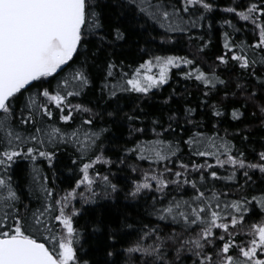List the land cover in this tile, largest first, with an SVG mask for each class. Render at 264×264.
Listing matches in <instances>:
<instances>
[{
    "label": "snow or ice",
    "instance_id": "obj_1",
    "mask_svg": "<svg viewBox=\"0 0 264 264\" xmlns=\"http://www.w3.org/2000/svg\"><path fill=\"white\" fill-rule=\"evenodd\" d=\"M217 11L227 17L220 21L226 30L220 54L209 62L211 42L201 33L213 29ZM180 38L200 57L165 47ZM124 44L135 45L137 63H127ZM182 66L179 75L198 82L201 106L214 118L224 115L226 99L241 98L232 118L239 121L251 104L264 130V0H229L222 7L219 0H0V264H108L107 257L117 258L112 264H264V138L248 143L238 129V147L234 134L221 135L217 126L208 131L187 105L167 121L143 126L142 102ZM213 97L219 99L209 103ZM125 100L135 104L122 118L132 143L117 159L137 175L126 198L143 201L147 210L104 225L115 243L103 248L105 259H85L78 226L83 204L123 190L110 170L95 169L114 163L105 154L110 130L103 125L107 118L117 123ZM146 133L151 139H142ZM69 146L81 175L74 187L57 192L55 175L39 162L54 166ZM21 159L32 161L25 184L15 172ZM257 172L260 185L253 187ZM221 182L233 184L217 187ZM253 202L261 215L249 222ZM125 228L136 239L124 240Z\"/></svg>",
    "mask_w": 264,
    "mask_h": 264
},
{
    "label": "trees",
    "instance_id": "obj_2",
    "mask_svg": "<svg viewBox=\"0 0 264 264\" xmlns=\"http://www.w3.org/2000/svg\"><path fill=\"white\" fill-rule=\"evenodd\" d=\"M221 7L229 3V0H219ZM216 23L214 24L213 29L209 34H204V40L210 41L209 47L205 49V55L209 58V62L211 59L218 54H220L223 48V32L226 30L222 27L220 21L227 18L220 11L215 13ZM241 24L243 22H240ZM237 40L245 38L241 34H237L235 37ZM159 43L150 45V47H158ZM124 55L128 57L127 63L134 64L138 62L139 53L136 51L135 45L124 44ZM170 49L172 53L176 55H188L192 53L193 56L200 57V54L196 52L195 47L189 44L187 40L184 38H180L179 43L175 44V47L172 45L165 46ZM131 48V50H129ZM119 55V53H118ZM186 70L183 66L181 69H172L171 79L167 84L162 85L158 89H154L152 94L149 97H146L142 102L141 106L146 110L145 116L147 118L142 117L143 126L146 128L150 126L151 119L154 118H163V120L167 121L168 116L176 109L183 108L185 105L190 106L192 108L197 109L195 113H193V118L199 120L203 118L208 123L205 125L208 131L213 129V126H217L220 130V134H224V130H227L230 134H234V142L240 147V139L241 136L237 132L238 129H244V134L250 137L248 143L257 144L261 138H264V130L261 129L260 120L254 119L252 113L256 111V109L250 104L247 107L246 115L242 117L239 121L234 120L231 116V109L233 107H240L243 103L241 98H228L224 101V115L220 118H214L211 114L210 109L206 110L201 105L203 104L204 97L201 95L202 88L198 87V82L193 80H186L182 76L179 75L180 71ZM219 71V69H218ZM222 78H226L227 73H220ZM175 89V92H173ZM98 91V90H97ZM189 93L191 95H189ZM172 96V99L165 103L169 96ZM222 95V94H221ZM219 99V97H213L212 101L209 103H214ZM88 97H86L83 101H75V102H87ZM135 108V104L130 100L122 101V110L119 115L116 117L117 123H112V118H107L109 123L103 125L104 127L109 128V132L105 135L108 137L104 141V147L106 149L105 154L110 156L114 163L112 165H97L96 171L107 172L111 171L113 174V182L120 185L122 191H119L114 197H102L97 199L95 203L83 204L84 214L78 220V226L84 229V235L81 243L84 246L85 259H93V260H103V248L106 244L115 243L113 241H109L106 236V229L104 225L111 224L115 226L120 222L121 215L123 213L128 214L134 218H140L141 213L145 212L146 205H144L143 201L137 202L136 200H132L130 198H126L127 188L133 180L137 178V175L131 173L128 169V164H120L118 161V157L124 158L125 153L123 149L126 146H130L132 143V137L128 135V122L123 120L124 113L132 114L133 109ZM114 109L110 106L108 111H113ZM243 110V109H242ZM139 115V112H137ZM257 116L259 113L257 112ZM180 123L183 124V117H181ZM246 125H250V127L246 128ZM136 126H141L138 122ZM233 138L230 135V139ZM142 139L149 140L151 139V135L146 133L145 137ZM131 156V154H128ZM75 158L74 150L69 146L67 149H62L61 153L57 154V159L54 161V166H48L46 161L41 160L40 166L43 168V171L52 177L55 175L56 179L54 181L57 192L67 191L75 186V181L80 177L79 171V162L77 164H73L72 160ZM132 157L129 159L128 163L132 162ZM141 168H147L149 166L148 161H137ZM32 168V161L27 159H21L17 161L15 166L16 177L22 184L26 183L27 173L30 172ZM222 175H227V172L221 170ZM240 179L238 180L239 185L244 184V180L242 179V173L239 174ZM260 176V173L257 172L253 179L256 180V185L253 187L259 186L260 181L257 177ZM30 179V177H27ZM223 183L233 184V182H221L217 187H221ZM235 191L236 189H232ZM28 189L25 187V192ZM83 191V188L80 189ZM247 194V190L244 192H240V195L243 196ZM232 199L237 198L236 196H232ZM77 207H81V202L79 201V197L76 202ZM261 212L258 206H254L253 202V214L248 218L249 222L255 219H259ZM100 221L99 228L97 230L94 225L96 222ZM130 223L132 221H129ZM125 233L128 235L124 236V240H134L136 239L135 234L132 233L131 229H123ZM117 247H121L120 244H117ZM108 264H112L115 261L116 257H107ZM190 264V262H189Z\"/></svg>",
    "mask_w": 264,
    "mask_h": 264
}]
</instances>
